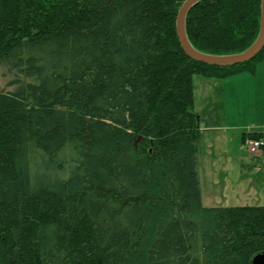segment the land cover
<instances>
[{
  "label": "trees",
  "instance_id": "trees-1",
  "mask_svg": "<svg viewBox=\"0 0 264 264\" xmlns=\"http://www.w3.org/2000/svg\"><path fill=\"white\" fill-rule=\"evenodd\" d=\"M185 0H0V264H251L264 205L205 206ZM261 0H201L188 39L213 55L257 39ZM13 76V75H12ZM261 133H244L246 138Z\"/></svg>",
  "mask_w": 264,
  "mask_h": 264
},
{
  "label": "rangeland",
  "instance_id": "rangeland-1",
  "mask_svg": "<svg viewBox=\"0 0 264 264\" xmlns=\"http://www.w3.org/2000/svg\"><path fill=\"white\" fill-rule=\"evenodd\" d=\"M225 78L194 76L195 107L200 115L197 169L205 206L264 205V59L254 72ZM13 75V76H12ZM14 73L0 66V91L14 89ZM246 75V74H245ZM257 131L262 137L246 138Z\"/></svg>",
  "mask_w": 264,
  "mask_h": 264
},
{
  "label": "water",
  "instance_id": "water-1",
  "mask_svg": "<svg viewBox=\"0 0 264 264\" xmlns=\"http://www.w3.org/2000/svg\"><path fill=\"white\" fill-rule=\"evenodd\" d=\"M199 1L201 0H185L178 11L176 19V29L180 44L190 58L209 65L227 67L254 59L264 48V0H262L261 6V30L255 42L248 49L235 54L211 55L194 48L188 39L185 21L192 6ZM251 264H264V252L255 254L252 258Z\"/></svg>",
  "mask_w": 264,
  "mask_h": 264
},
{
  "label": "built area",
  "instance_id": "built-area-1",
  "mask_svg": "<svg viewBox=\"0 0 264 264\" xmlns=\"http://www.w3.org/2000/svg\"><path fill=\"white\" fill-rule=\"evenodd\" d=\"M262 147H264V142L259 139L251 142L250 147L247 149L250 153H258Z\"/></svg>",
  "mask_w": 264,
  "mask_h": 264
},
{
  "label": "crops",
  "instance_id": "crops-1",
  "mask_svg": "<svg viewBox=\"0 0 264 264\" xmlns=\"http://www.w3.org/2000/svg\"><path fill=\"white\" fill-rule=\"evenodd\" d=\"M242 73V72H241ZM246 74V75H245ZM239 76H246L249 77V75H247V72H243V75H239ZM196 103V102H195Z\"/></svg>",
  "mask_w": 264,
  "mask_h": 264
},
{
  "label": "bare ground",
  "instance_id": "bare-ground-1",
  "mask_svg": "<svg viewBox=\"0 0 264 264\" xmlns=\"http://www.w3.org/2000/svg\"><path fill=\"white\" fill-rule=\"evenodd\" d=\"M262 1V0H261ZM261 4H262V2H261ZM262 12V11H261ZM261 22V21H260ZM260 30H261V28H260ZM211 55H213V54H211ZM213 66H215V65H213Z\"/></svg>",
  "mask_w": 264,
  "mask_h": 264
}]
</instances>
